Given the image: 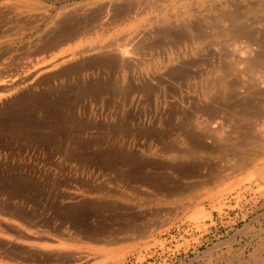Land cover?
<instances>
[{
	"label": "rangeland",
	"instance_id": "1",
	"mask_svg": "<svg viewBox=\"0 0 264 264\" xmlns=\"http://www.w3.org/2000/svg\"><path fill=\"white\" fill-rule=\"evenodd\" d=\"M250 38L264 0H0V264H264Z\"/></svg>",
	"mask_w": 264,
	"mask_h": 264
},
{
	"label": "bare ground",
	"instance_id": "2",
	"mask_svg": "<svg viewBox=\"0 0 264 264\" xmlns=\"http://www.w3.org/2000/svg\"><path fill=\"white\" fill-rule=\"evenodd\" d=\"M14 1H17V0H14ZM30 1V0H29ZM130 2V1H129ZM10 3V2H9ZM18 3H21V2H18ZM24 3V2H23ZM127 3V2H126ZM176 4V3H175ZM25 5V4H24ZM169 5V4H168ZM160 6V4H159ZM20 7V6H19ZM23 7V6H21ZM29 7V6H28ZM123 7V6H122ZM127 7V6H125ZM156 7V5H155ZM169 7V6H168ZM86 8V7H85ZM146 8V7H145ZM154 8V7H152ZM151 8V9H152ZM78 9V8H77ZM168 9V8H167ZM144 10V9H143ZM176 10V9H175ZM5 11V10H4ZM161 11V10H160ZM159 11V12H160ZM249 11V10H248ZM65 12V11H64ZM69 12V11H68ZM144 12V11H142ZM147 12V11H146ZM89 13V12H88ZM148 13V12H147ZM174 13V12H173ZM129 14V13H128ZM161 14V13H160ZM94 15V14H92ZM258 15V14H257ZM60 16V15H59ZM78 16V15H76ZM74 15H71V14H64L62 16H60V18L55 22V24L53 25L54 27V33L49 35L46 39H43V40H38V42H36L37 44V47L34 49V52H45V53H48L50 51H52L53 49H56V48H59L61 45L65 44V43H69V42H72V41H75L76 39H86L89 35V31H88V28H87V24L89 22H91V19H93L92 17H86L84 19H80L79 17H76ZM99 17V16H98ZM252 17V16H251ZM135 18V17H134ZM56 20V19H55ZM94 20V19H93ZM99 20V19H98ZM146 20V19H145ZM204 20V19H203ZM97 21V20H96ZM100 21V20H99ZM98 21V22H99ZM93 24V23H92ZM98 24V23H97ZM101 24V23H100ZM99 24V25H100ZM107 25V24H106ZM90 26V25H89ZM88 26V27H89ZM102 26V25H101ZM233 27V26H232ZM218 28V27H217ZM102 30V29H101ZM105 30V29H104ZM181 30V29H180ZM52 31V30H51ZM100 31V30H99ZM216 31V30H215ZM223 31H227V32H231L232 35H234L235 37H238L240 36V33L242 32L241 29H231V28H227V29H222L220 30V32H223ZM214 34V33H213ZM226 34V33H225ZM244 34V33H243ZM247 34V33H246ZM263 34V33H262ZM101 35V34H100ZM103 35V34H102ZM261 36V35H259ZM171 37V36H170ZM100 38V37H98ZM222 40V39H221ZM256 39L255 38H250V39H247L245 40V44L248 48H254L253 49V54L250 52L248 53L249 55H247L246 58H244L245 61H248L250 63H252L253 65L254 64H258L259 66H261L262 68V76H263V85H264V40H263V43H259V39L257 41H255ZM163 41V40H162ZM35 44V45H36ZM112 43H108V45H111ZM134 45V44H133ZM120 49V48H119ZM112 50L110 51L112 53V55H115L116 57H121V54H123V51L122 50ZM129 49V48H128ZM199 49V48H198ZM247 49V48H246ZM126 50V49H125ZM243 50V49H242ZM249 50V49H247ZM246 50V52H247ZM130 52H132L131 50H129ZM245 53V52H244ZM100 55V54H99ZM110 55V56H112ZM123 58V57H122ZM107 59V58H106ZM100 61V60H98ZM105 63V62H104ZM249 63V66H251ZM245 65V64H244ZM252 65V66H253ZM169 66V65H168ZM251 66V67H252ZM247 67V66H246ZM254 68V67H253ZM248 69V68H247ZM259 69V68H258ZM213 70V69H212ZM224 70V69H223ZM251 71V70H250ZM261 72V71H260ZM219 75V74H218ZM167 76V75H166ZM224 76V75H223ZM220 77V76H219ZM222 77V76H221ZM25 79V78H24ZM23 78H20L18 79V81H15V80H9V81H6V83L0 85V88L2 87H5L6 90H10L16 86H19L23 81H24ZM191 79V78H190ZM224 79V78H223ZM198 80V79H197ZM196 80V81H197ZM252 80V79H251ZM205 81V80H204ZM217 81V80H216ZM218 83L217 84H224L223 82H219L217 81ZM232 85V84H231ZM224 86V85H223ZM220 87V86H219ZM18 88V87H16ZM145 88V87H144ZM214 88V87H213ZM206 90V89H205ZM189 94V93H188ZM1 95H5L3 93H0V99H1ZM3 97V96H2ZM262 97V96H261ZM263 102H264V97H263ZM241 103V102H239ZM249 107V106H248ZM242 109V108H241ZM261 109V108H260ZM199 110V109H198ZM238 110V109H237ZM196 111V110H195ZM240 111V109H239ZM170 113V112H169ZM233 113V112H232ZM248 113V112H247ZM252 113V111H251ZM256 113V112H255ZM244 114V113H243ZM229 115V114H228ZM242 115V114H241ZM254 115V114H253ZM229 117V116H228ZM233 117V116H232ZM240 118V117H238ZM230 119V118H229ZM237 119V117H236ZM232 120V119H231ZM243 122V121H242ZM242 125V124H241ZM244 125V124H243ZM226 128V127H225ZM236 132V131H235ZM238 132V131H237ZM253 133V132H252ZM241 134V132H240ZM258 138V137H257ZM256 142V141H255ZM152 143V142H151ZM238 144V143H237ZM216 145V144H215ZM225 146V145H224ZM218 147V146H217ZM220 147V146H219ZM212 148V147H211ZM208 149V148H207ZM206 149V150H207ZM222 149V148H221ZM220 149V150H221ZM223 150H226L223 149ZM237 150V149H236ZM229 151V150H228ZM221 153V152H220ZM231 153V152H230ZM233 153V152H232ZM225 155V154H224ZM240 163V162H239ZM238 165V164H237ZM239 166V165H238ZM137 171V170H136ZM125 172V171H124ZM206 177V176H205ZM148 181V180H147ZM145 182V181H144ZM8 211L9 214H11L12 216H15V217H20V218H23L24 215L21 213V211H19L18 209H11L9 210V208L6 210ZM261 250V249H260ZM258 262V261H257ZM246 263V262H245Z\"/></svg>",
	"mask_w": 264,
	"mask_h": 264
}]
</instances>
